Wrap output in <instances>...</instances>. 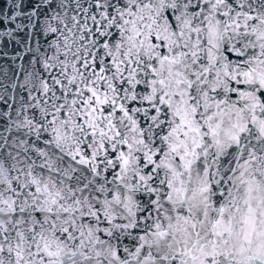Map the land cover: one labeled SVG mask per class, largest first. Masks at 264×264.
Wrapping results in <instances>:
<instances>
[{
    "label": "snow or ice",
    "instance_id": "snow-or-ice-1",
    "mask_svg": "<svg viewBox=\"0 0 264 264\" xmlns=\"http://www.w3.org/2000/svg\"><path fill=\"white\" fill-rule=\"evenodd\" d=\"M0 264H264V0H0Z\"/></svg>",
    "mask_w": 264,
    "mask_h": 264
}]
</instances>
